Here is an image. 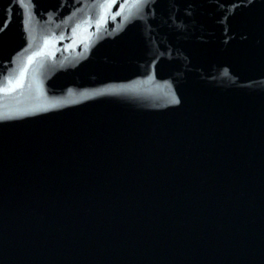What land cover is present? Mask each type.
Masks as SVG:
<instances>
[{
    "label": "water",
    "instance_id": "95a60500",
    "mask_svg": "<svg viewBox=\"0 0 264 264\" xmlns=\"http://www.w3.org/2000/svg\"><path fill=\"white\" fill-rule=\"evenodd\" d=\"M0 264H264V0H0Z\"/></svg>",
    "mask_w": 264,
    "mask_h": 264
}]
</instances>
